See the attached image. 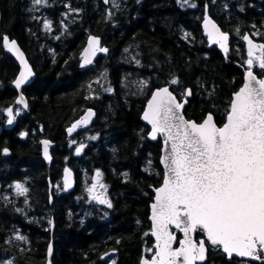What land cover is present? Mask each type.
<instances>
[{"label": "trees", "instance_id": "16d2710c", "mask_svg": "<svg viewBox=\"0 0 264 264\" xmlns=\"http://www.w3.org/2000/svg\"><path fill=\"white\" fill-rule=\"evenodd\" d=\"M207 5L231 36L227 58L204 33ZM0 9V264H48L51 241L52 264H108L110 257L115 264H142L155 251L151 204L164 178L162 138L151 142L141 120L146 104L157 88L170 85L180 99L191 88L187 118L200 123L212 113L222 126L248 68L244 37L264 44V0H0ZM91 35L100 36L110 53L82 71ZM5 36L20 43L37 74L24 88L29 108L10 128L4 111L18 107L12 84L20 66ZM254 71L264 77L258 66ZM89 108L96 119L75 136L89 134L76 154L67 129ZM43 140L51 142L50 164ZM68 167L77 188L59 192ZM97 172L112 206L84 222L82 178ZM22 181L23 195L14 189ZM203 264L263 263L228 261L220 248L209 247Z\"/></svg>", "mask_w": 264, "mask_h": 264}, {"label": "snow or ice", "instance_id": "6c2138e0", "mask_svg": "<svg viewBox=\"0 0 264 264\" xmlns=\"http://www.w3.org/2000/svg\"><path fill=\"white\" fill-rule=\"evenodd\" d=\"M33 2L41 4L44 0ZM209 23L205 21V26ZM45 27L50 24L46 23ZM219 37L213 42L224 47L228 36L219 33ZM244 39L249 43L246 82L234 93L222 126H217L211 113L200 123L184 118L182 110L186 97L192 94L191 89L183 93L185 99L178 100L168 87L158 88L147 104L143 119L151 125V139L156 140L158 135L164 137L166 155L162 163L166 172L162 186L155 189V202L151 205L155 252L152 259H144L142 264L204 261L207 248L204 239L193 238L197 232L203 233L212 246L221 247L229 257L235 253L264 259V77L258 78L252 70L254 66L264 70V44L254 46L249 37ZM2 40L9 51H19L15 41L9 43L6 36ZM93 42L99 44L93 37L90 47ZM253 47L260 49L259 56L254 57ZM87 53L86 49V56ZM20 56L24 69L15 81L17 88L32 74L22 53ZM171 83L176 84L178 80L173 79ZM17 104L27 107L23 96ZM7 114L11 124L15 119L13 109L8 108ZM91 115L89 110L88 116L77 123L87 122ZM76 126L69 128V133ZM43 143L47 155L50 142ZM15 187L19 194H26L23 184L17 183ZM100 202L112 206L109 201ZM169 226L183 233L178 248L172 246L177 237ZM48 251L51 254V246Z\"/></svg>", "mask_w": 264, "mask_h": 264}, {"label": "water", "instance_id": "95a60500", "mask_svg": "<svg viewBox=\"0 0 264 264\" xmlns=\"http://www.w3.org/2000/svg\"><path fill=\"white\" fill-rule=\"evenodd\" d=\"M205 21H209V22H210V23L208 24L207 27L205 26ZM1 22H2V12H1V9H0V24H1ZM213 25H215V28L213 27ZM203 29H204L205 35L207 36L208 42H209L211 45H217L218 48H219V50H221L222 53L224 54V56L227 58V57H228V52H229V50H230V35H229L228 33H225V32L222 30L221 26H220V25L216 22V20L210 15V13H209V6H208V5H207V7H206V15H205V20H204V22H203ZM217 29H218V31H217ZM209 33H211V35H209ZM219 33H224V34H226V35L228 36V40L224 42V47H221V44H220V43H214V42H213L214 40H219V38H220V37H219ZM93 37H95V38L98 39L99 44L97 45V44H95V43L93 42L92 46L90 47L89 42H90V40H91ZM8 40H9V43H11V41H15L16 48L19 50L18 52H17L16 50L9 51L8 48L6 47V50H7L8 54H9L10 56H12V57L18 62L19 66H20V71H19V73H18V75H17L15 81H16L17 78L19 77L20 72L24 69V65L21 63V56H20V53H22V59L25 60V61L27 62V65L31 68V73H32V74H31L30 76H28V79H27V80L21 85L20 88H17V87L15 86V81H14L13 84H12L13 88H15V89L17 90V92H18V98H17V100H19L20 97L23 96L24 101H25L26 104H27V107L25 108L23 104H17V100H16V104L19 105V106H21V107H23L25 110H27V109L29 108V102H28V98H27L26 94L24 93V88L27 87V86H30V85L36 80L37 74H36V72H35V69H34L33 65H32L31 62L29 61V58H28L26 52L24 51V49H23L22 46L20 45V43H19L16 39H10V38H8ZM101 48H105V49H107V51H106V52L100 51ZM86 49L88 50L87 56L85 55V50H86ZM109 53H110V50H109V48H107L106 46L103 45V40H102V38H101L100 36L91 35V36L89 37L88 41H87V45H86V47L84 48V50H83V52H82V54H81V60H82V61H81V70H82V71L89 70L90 68H92V67L95 65V63L97 62V60H98V58L100 57V55H108ZM89 60L91 61L90 63L87 62V61H89ZM246 73H247V70H245L244 83L246 82ZM254 73H255V72H254ZM255 74H256V73H255ZM256 75H257V74H256ZM257 76H258V75H257ZM258 78H259V77H258ZM243 85H244V84H243ZM163 87H168L169 90L173 93V95H175V96L177 97L178 100H183V99H185V97H184L183 99H179V97H178L177 94L172 90V88H171L170 85H166V86H163ZM160 88H162V87H160ZM157 89H158V88H157ZM157 89H155V90L153 91V93H154ZM188 89H191V88H188ZM191 91H192V90H191ZM238 91H239V90H238ZM153 93H152V94H153ZM192 95H193V93H192L190 96H187V97H186L187 103H185L184 109L182 110V114L184 115V118L187 119V120H191V119L187 118V116H186V114H185V109H186V107L188 106V104H189V99L192 97ZM151 97H152V95H151ZM151 97H150V99H151ZM150 99H149V100H150ZM149 100H148V102H149ZM148 102H147V104H148ZM147 104H146V108H147ZM146 108H145V110H146ZM89 110L91 111L92 115L89 116V119L87 120V122H82V123H79V124H78V123H77L78 121H82L84 117L88 116V114H89ZM145 110H144V112H145ZM144 112H143V114H144ZM143 114H142V116H141V120H142V122H143L144 124H146L147 126H149L150 131H151V125H150L146 120L143 119ZM211 114H212V113H211ZM212 115H213V117H214V121H215V123L217 124V126H220V125L217 123L214 114H212ZM95 119H96V112H95V110H94L93 108H89L81 118H79L76 122H74V123L69 127V128H72V126H73L74 124L77 125V126L72 130L71 133H69V131H68L69 128L67 129V134H68V136H69V137H73V136H75L76 133H78L81 129H88V128H90V127L92 126V124H93V122H94ZM194 121H196V120H194ZM196 122H197V121H196ZM197 123H199V122H197ZM11 124H12V123H11ZM11 124H9V125H11ZM2 131H3V129H2V127L0 126V136H1V134H2ZM150 131H149V133H150ZM149 133H148L147 137H148V139H149L151 142H153V143H156V142L159 140V138L161 137V136L158 135V138H157L156 140H153V139H151ZM162 137H163V136H162ZM44 141H48V140H43V142H44ZM43 142H42V155H43V158L45 159V161H46L48 164H50V163L52 162V154H51V149H50V148H51V142L49 141L50 143L47 145V149H48L47 155H45V152H44L45 145H44ZM162 146H163V147H162V154H161V157H160V163H161V165H162V167H163V169H164V175H165L166 169H165V167H164V164L162 163V160L164 159V157H165V155H166V153H165V151H164V137H163V143H162ZM6 150H7V151H4V153H5V154H9V153H10V150H9V149H6ZM66 170H68V171L66 172ZM162 184H163V183H162ZM63 185H64L65 189H67L68 191H73V190H75L76 187H77V178H76V176H75V172H74L71 168H67V169H65V171H64V173H63ZM161 186H162V185H161ZM161 186H159V187H161ZM159 187H157V188H159ZM155 189H156V188H153L154 193H155V196H156ZM155 196H154V201H153V203L155 202ZM153 203H152V204H153ZM152 204H151V205H152ZM151 214H152V210H151V213H150V221H151V223H152V230H153V221L151 220ZM169 227H170V229H171L172 231H173V229H175L173 226H169ZM176 230H177V229H176ZM177 231H179V230H177ZM173 232H174V231H173ZM179 232H180V231H179ZM197 233H198V232H197ZM197 233H194V234H193V238H194L195 240H196V235H197ZM174 234L176 235L177 240H176L175 242H173V245H172V246H173V248H176L177 243L179 242V239H178V235H177L176 233H174ZM182 235H183V233H182ZM153 237H154V236H153ZM183 238H184V237H182L181 240H182ZM202 239L205 240V245H206V248H207V251H206V253H205L206 258H205V260L202 261V262H197V264H202L203 262L206 261V259H207V257H208V251H209V249H208V248H209V247H208V243H209V242L207 241L206 237H204V238H202ZM154 240H155V243H154V247H155V244H156V238H155V237H154ZM196 241H197V240H196ZM209 245L212 246L210 243H209ZM49 246H51L52 251H51V254H49V251H48V264H52V259H53V255H54V242L51 241V243L49 244ZM178 247H179V246H178ZM178 247H177V248H178ZM212 247H214V246H212ZM216 247H218V246H215V248H216ZM48 249H49V248H48ZM222 251H223V250H222ZM223 253H224V252H223ZM224 254L227 256L228 261H231L234 257L239 258V259L255 260V259H253V258H251V257H241V256H238V255H236L235 253H233L231 257H229L227 253H224ZM144 259H149V258L144 257L143 260H144ZM151 259H152V258H151ZM149 260H150V259H149ZM257 261L261 262V261H264V259L257 260Z\"/></svg>", "mask_w": 264, "mask_h": 264}, {"label": "rangeland", "instance_id": "374dc122", "mask_svg": "<svg viewBox=\"0 0 264 264\" xmlns=\"http://www.w3.org/2000/svg\"><path fill=\"white\" fill-rule=\"evenodd\" d=\"M252 44L255 45H260L259 43H253ZM246 47H247V51L249 50V43L246 42ZM253 55L255 56H259L260 55V49L253 47ZM247 56H248V52H247ZM249 56L247 57L246 61L248 60ZM247 64V63H246ZM248 66V65H247ZM254 68V67H253ZM13 109V115L16 117L17 114H21V108L17 107V108H12ZM4 115L5 117H7L8 119V114H7V110L4 111ZM89 134H86L85 136H80V137H73L70 139L69 144L73 147H75V153L76 154H80L81 150L84 148V146L86 145L85 142L88 141ZM77 149H79V152H77ZM82 185L80 187V195L78 196V200H80L81 198H85V208H84V218L83 221L85 222L86 219L88 217H90L93 212L95 210L101 209L102 206H108V203H101L100 200H106L109 201L111 203L110 197H109V189L108 186L104 183L103 178L101 176V174L99 176H97V173L94 175V177L88 178L87 176H83L82 178ZM17 184V183H16ZM15 184V185H16ZM19 184H23L24 187L26 188V181H22L19 182ZM14 189H16V187L14 186ZM56 190L59 192H64V188H60V186H56ZM113 262H115V258L114 257H110L108 260V264H113ZM10 264H14L13 261H11Z\"/></svg>", "mask_w": 264, "mask_h": 264}, {"label": "flooded vegetation", "instance_id": "af4514ba", "mask_svg": "<svg viewBox=\"0 0 264 264\" xmlns=\"http://www.w3.org/2000/svg\"><path fill=\"white\" fill-rule=\"evenodd\" d=\"M254 262H258V261H254ZM258 263H263L264 264V261L263 262H258Z\"/></svg>", "mask_w": 264, "mask_h": 264}]
</instances>
